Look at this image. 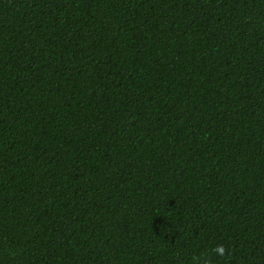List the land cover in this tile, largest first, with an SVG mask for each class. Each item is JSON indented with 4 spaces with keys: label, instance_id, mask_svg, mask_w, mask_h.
<instances>
[{
    "label": "trees",
    "instance_id": "16d2710c",
    "mask_svg": "<svg viewBox=\"0 0 264 264\" xmlns=\"http://www.w3.org/2000/svg\"><path fill=\"white\" fill-rule=\"evenodd\" d=\"M194 257L264 264V0H0V264Z\"/></svg>",
    "mask_w": 264,
    "mask_h": 264
},
{
    "label": "clouds",
    "instance_id": "9594fccd",
    "mask_svg": "<svg viewBox=\"0 0 264 264\" xmlns=\"http://www.w3.org/2000/svg\"><path fill=\"white\" fill-rule=\"evenodd\" d=\"M212 252L215 253L216 255L223 257L226 253V250L223 245H218L212 249ZM200 259H201L200 257H194L193 258L194 264H199Z\"/></svg>",
    "mask_w": 264,
    "mask_h": 264
}]
</instances>
